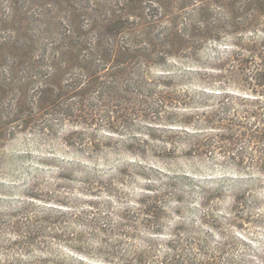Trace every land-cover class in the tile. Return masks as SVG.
<instances>
[{
	"label": "rangeland",
	"instance_id": "1",
	"mask_svg": "<svg viewBox=\"0 0 264 264\" xmlns=\"http://www.w3.org/2000/svg\"><path fill=\"white\" fill-rule=\"evenodd\" d=\"M79 2L81 61L62 75L75 85L89 42L115 50L92 23L117 10L115 0ZM44 3L0 0V264H264L259 5L136 1L141 19L122 38L140 50L168 34L175 54L159 44L149 61L116 68L94 56L97 86L37 111L62 62L47 20L71 36L67 15L39 16ZM24 26L32 67L10 39Z\"/></svg>",
	"mask_w": 264,
	"mask_h": 264
},
{
	"label": "trees",
	"instance_id": "2",
	"mask_svg": "<svg viewBox=\"0 0 264 264\" xmlns=\"http://www.w3.org/2000/svg\"><path fill=\"white\" fill-rule=\"evenodd\" d=\"M136 1L138 3H142V0H115V7H117V10L111 9V11H109L107 14L109 18H105L100 22L94 21L92 23L93 29L96 30L95 26H98L100 29H102L101 31L104 35L109 34L115 37V50L108 49V51L106 52L101 51L100 46H102V44L99 45L98 43L96 46V44H92L91 42H89V45L94 53L90 54V58H88L87 63L82 68L85 70V72L81 74V79L83 78V81L78 85H75V82L73 84H68V80H65L64 82L62 80V75L68 69H70L68 66L72 64H74L75 66H79V62L81 61L79 59V55H77V50L81 47V44H79L77 39L75 38L76 34H79L81 32V28L78 24L79 17L77 18L76 12L78 10L77 6H81L80 2L79 0H44V2L47 3L45 11H41L39 13V16H45L49 13H52L56 17H63L64 15H67L65 19L70 23L69 31L71 32V36H65V33H60L61 28L58 27L59 25L55 24H59V22L45 19L49 21V23L54 24L51 33L55 32L56 35H60L59 38L52 39H57L59 41V51L61 54L60 59H62V62L59 64L56 60L54 62L55 68L53 73L48 79L42 82L44 83V87L40 88L39 94L36 97L37 103L35 102L37 105V111L51 108L52 106H63V102L67 101L68 94L75 93V95L71 98L82 99V97L86 95L89 88L94 87L95 85L97 86L99 79V70L96 66H94V56L97 57L98 55V57L100 58V60L98 59V61H101L102 65H106L110 63V61L115 62L116 68L124 67L128 63L133 62V59H139L140 57L145 58L147 61H149V57H152L155 53L153 50H156V47H158L159 44L163 48V50L161 51L162 56L168 57L172 54H175L176 47L174 46V40L172 39V36L168 34L160 39L162 42H159L156 39H152L150 43L148 40L147 47H144L140 50L139 46L141 45V42H139L138 40L133 41L132 37L131 40H125V38H122V34L131 32V28L133 27V25L136 26L137 21L141 19V16L139 14L130 13V11L136 8ZM45 3L40 5L41 10L45 6ZM256 4L259 5L258 7L259 9H261V14L264 15V0H247V6H256ZM48 7L52 8L49 9ZM98 10L104 13L101 9ZM13 20H16V18H14ZM18 29H21V33L23 32V34H19L18 38H10L12 40L11 42L13 43V46L17 49V53L15 54L14 59L19 61V65L30 64V66L32 67L34 63L31 61L28 62L27 53L28 51H30L34 39L31 37H27L26 33L29 30L27 26L20 27ZM41 30L44 29L41 28ZM100 36L102 35L99 33V37ZM99 40L104 41V39L102 38H99ZM174 47L175 50L172 52V49H174ZM61 65L63 66L61 67ZM91 65L93 68L89 71ZM77 77L78 74L73 77V80L77 81ZM75 111L78 112L80 111V109H75Z\"/></svg>",
	"mask_w": 264,
	"mask_h": 264
}]
</instances>
